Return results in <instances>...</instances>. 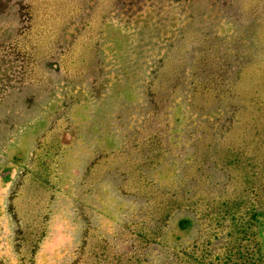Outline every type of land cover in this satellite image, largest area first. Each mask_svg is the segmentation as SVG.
Returning a JSON list of instances; mask_svg holds the SVG:
<instances>
[{"label":"rangeland","instance_id":"374dc122","mask_svg":"<svg viewBox=\"0 0 264 264\" xmlns=\"http://www.w3.org/2000/svg\"><path fill=\"white\" fill-rule=\"evenodd\" d=\"M126 1L0 0V264H264V0Z\"/></svg>","mask_w":264,"mask_h":264},{"label":"trees","instance_id":"16d2710c","mask_svg":"<svg viewBox=\"0 0 264 264\" xmlns=\"http://www.w3.org/2000/svg\"><path fill=\"white\" fill-rule=\"evenodd\" d=\"M121 1L122 0H116V3L120 4L122 3ZM232 1H234L235 4L240 3L241 5L246 0H232ZM129 4H131L130 0H127L125 3V6H128ZM252 4L255 5L253 2ZM190 26L191 24L188 22V24L183 27V29H186L184 31H189ZM181 36H184V35L182 34ZM259 95H261V100L259 99ZM248 102H249V107L251 108V111H249L250 116L248 117L245 123V126H246L245 128L248 131V137H249V140H247V143L249 144L253 143L254 145L253 151L255 153H259V151L262 148H264V143L260 142V145L258 146L255 143V139H258V140H260V138L264 139V81H262V83H260L258 86L253 88V92L251 93ZM236 151H238L236 152L237 154L243 155V151H245V148H237ZM249 158L251 157L244 156V160L249 159ZM234 160L238 163L240 162L241 157L239 155L238 156L235 155ZM21 173L22 175L20 177V180H24L25 174L29 173V170L24 169ZM48 188H52V185H50L49 187H45V189H48ZM12 195H13V189H12ZM250 209H251L249 210L250 216L248 218L244 216L240 217L238 223H240V225L245 227V231L250 230L252 232L251 234L253 238L252 242L254 241V243H256L255 241L256 239L253 234L255 224H256V220H255L256 218L254 214L255 208L251 206ZM222 219H225V218L223 217ZM237 252L239 253V251ZM111 259L115 260L117 264H132L133 262L135 264H140L142 262L138 252L136 251L129 253V254H125V255L118 254L115 252L111 255ZM236 264H247V263L242 260V261L237 262Z\"/></svg>","mask_w":264,"mask_h":264}]
</instances>
